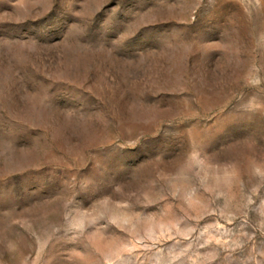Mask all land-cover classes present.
Masks as SVG:
<instances>
[{
    "label": "rangeland",
    "instance_id": "obj_1",
    "mask_svg": "<svg viewBox=\"0 0 264 264\" xmlns=\"http://www.w3.org/2000/svg\"><path fill=\"white\" fill-rule=\"evenodd\" d=\"M0 264H264V0H0Z\"/></svg>",
    "mask_w": 264,
    "mask_h": 264
}]
</instances>
